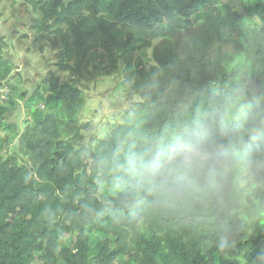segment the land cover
Returning a JSON list of instances; mask_svg holds the SVG:
<instances>
[{"label": "trees", "instance_id": "trees-1", "mask_svg": "<svg viewBox=\"0 0 264 264\" xmlns=\"http://www.w3.org/2000/svg\"><path fill=\"white\" fill-rule=\"evenodd\" d=\"M25 1L59 71L111 74L122 60L141 100L80 144V90L50 74L45 105L68 117L20 133L29 167L0 155V264H264V0ZM145 47L152 65L136 56ZM233 55L243 64L226 68ZM164 149L177 165L161 186L140 162Z\"/></svg>", "mask_w": 264, "mask_h": 264}, {"label": "rangeland", "instance_id": "rangeland-1", "mask_svg": "<svg viewBox=\"0 0 264 264\" xmlns=\"http://www.w3.org/2000/svg\"><path fill=\"white\" fill-rule=\"evenodd\" d=\"M257 1L260 0H242L241 4L251 8ZM36 18L38 12L25 0H0V37L4 42L2 56L8 69L7 77L0 80V105L5 109L4 124L0 127V155L3 158L14 156L18 165L27 167L31 162L18 149L20 133L27 126L33 125L37 116L47 113L62 117L66 115L62 113L60 104L49 107L45 105L51 73L61 81L75 84L80 90L81 103L72 116L80 125V144H87L95 138L101 139L112 126L133 119L136 103L141 100L130 87L131 81L122 60L111 74L76 78L59 71L56 66L58 50L37 40L41 32L36 27ZM254 20V17H246L245 23L253 24ZM258 24L261 25V22ZM157 41L152 40V45ZM136 56L146 65L153 64L151 47L140 49ZM242 64L243 61L233 55L227 59L226 68ZM262 64L264 66V61ZM7 124L14 129H5ZM97 186L99 194L103 196L121 192L119 188L109 187L102 182ZM71 241L73 237H61L58 247L69 246ZM31 264L42 263L34 260Z\"/></svg>", "mask_w": 264, "mask_h": 264}, {"label": "clouds", "instance_id": "clouds-1", "mask_svg": "<svg viewBox=\"0 0 264 264\" xmlns=\"http://www.w3.org/2000/svg\"><path fill=\"white\" fill-rule=\"evenodd\" d=\"M186 166H192L191 160L184 161ZM133 167L136 166L135 162H132ZM177 165L176 156L169 149L162 150L155 157L147 160H142L140 166L151 176L160 177V185H166L168 178L174 171ZM179 179V177H175Z\"/></svg>", "mask_w": 264, "mask_h": 264}]
</instances>
